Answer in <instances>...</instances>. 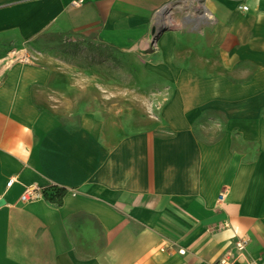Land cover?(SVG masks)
<instances>
[{
    "label": "crops",
    "instance_id": "0c3cea01",
    "mask_svg": "<svg viewBox=\"0 0 264 264\" xmlns=\"http://www.w3.org/2000/svg\"><path fill=\"white\" fill-rule=\"evenodd\" d=\"M0 200V264L264 260V0H0Z\"/></svg>",
    "mask_w": 264,
    "mask_h": 264
},
{
    "label": "rangeland",
    "instance_id": "374dc122",
    "mask_svg": "<svg viewBox=\"0 0 264 264\" xmlns=\"http://www.w3.org/2000/svg\"><path fill=\"white\" fill-rule=\"evenodd\" d=\"M168 16V15H167ZM167 28H172V26H169ZM71 54L74 56H80V64L81 65H88L89 63L84 61V58L82 56H88V54H97L98 56H106L109 57V59L112 60L110 69L111 70H120L119 68V58H122L123 60L127 59V72L128 77L127 79H122V89H127V95L122 96L121 105L123 109V117L128 118V120H132L137 114H139V64L135 61V54L128 53L125 55L123 52H120L118 49L105 46V45H97L95 43L88 42H78L75 43L74 46L69 50ZM76 59V58H74ZM77 60V59H76ZM120 80L117 79L113 82V86L119 88ZM116 102V100H115ZM120 100H117V103H119Z\"/></svg>",
    "mask_w": 264,
    "mask_h": 264
},
{
    "label": "built area",
    "instance_id": "2783aa9c",
    "mask_svg": "<svg viewBox=\"0 0 264 264\" xmlns=\"http://www.w3.org/2000/svg\"><path fill=\"white\" fill-rule=\"evenodd\" d=\"M76 3H79V2H74V4H76ZM239 7L243 11H246L248 9V7L245 4H241ZM44 187H47V186H44ZM44 187H39V186H28V187H26L20 195V200L21 201H32V200H37V199H41V198L45 199L44 192H43ZM223 195H224V192L223 191L220 192V194L218 195L219 201H222ZM247 244H248V239H246V238H240L236 242V248L240 254L245 253ZM178 252L180 254H183L185 252V250L183 248H180L178 250ZM216 264H229V254L228 253L225 254L222 258L219 259V261ZM255 264H264V260L260 261L259 263H255Z\"/></svg>",
    "mask_w": 264,
    "mask_h": 264
},
{
    "label": "trees",
    "instance_id": "16d2710c",
    "mask_svg": "<svg viewBox=\"0 0 264 264\" xmlns=\"http://www.w3.org/2000/svg\"><path fill=\"white\" fill-rule=\"evenodd\" d=\"M44 197L46 200L52 203L60 202L65 190L59 186L52 184L47 187H44Z\"/></svg>",
    "mask_w": 264,
    "mask_h": 264
},
{
    "label": "water",
    "instance_id": "95a60500",
    "mask_svg": "<svg viewBox=\"0 0 264 264\" xmlns=\"http://www.w3.org/2000/svg\"><path fill=\"white\" fill-rule=\"evenodd\" d=\"M160 30H164V27H161ZM3 202L0 200V204H2Z\"/></svg>",
    "mask_w": 264,
    "mask_h": 264
}]
</instances>
